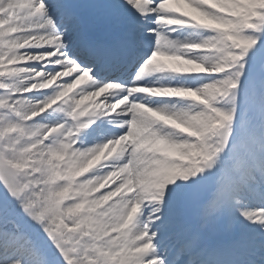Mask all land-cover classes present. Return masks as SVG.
Wrapping results in <instances>:
<instances>
[{
    "label": "snow or ice",
    "instance_id": "6c2138e0",
    "mask_svg": "<svg viewBox=\"0 0 264 264\" xmlns=\"http://www.w3.org/2000/svg\"><path fill=\"white\" fill-rule=\"evenodd\" d=\"M0 264H264V0H0Z\"/></svg>",
    "mask_w": 264,
    "mask_h": 264
}]
</instances>
